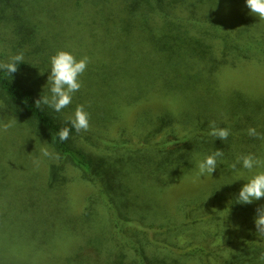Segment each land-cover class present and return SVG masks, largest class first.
I'll use <instances>...</instances> for the list:
<instances>
[{
    "label": "trees",
    "instance_id": "1",
    "mask_svg": "<svg viewBox=\"0 0 264 264\" xmlns=\"http://www.w3.org/2000/svg\"><path fill=\"white\" fill-rule=\"evenodd\" d=\"M252 1L0 0V264H264V104L224 74L264 61Z\"/></svg>",
    "mask_w": 264,
    "mask_h": 264
},
{
    "label": "rangeland",
    "instance_id": "2",
    "mask_svg": "<svg viewBox=\"0 0 264 264\" xmlns=\"http://www.w3.org/2000/svg\"><path fill=\"white\" fill-rule=\"evenodd\" d=\"M251 3H253L257 7L261 15L264 16V0H254ZM89 29H90V26L85 22L83 31L88 33ZM103 32L104 31L99 28L96 31V37L101 41V43H103V44L100 43L97 45L98 51L103 50L99 52L98 59H99V62L101 63V66L109 68L113 64L117 65L115 62V60H117L116 54L114 51H108L107 53H105L104 49L116 50L118 49L120 44H119V41L116 40L117 37H114L113 35H107V34L103 35ZM257 35L259 36L260 34L258 33ZM80 38L82 39V42H90L89 38H87V36L84 33L80 34ZM130 40L133 43L134 36H131ZM110 42H112L113 44H111ZM5 50H8V48H4L3 45L0 44V53H2L3 51L5 52ZM129 50L131 53L134 54V43L129 46ZM75 51L79 52V50L77 49H75ZM119 60L121 61L122 59H119ZM126 69L127 71L134 70V61H132L131 63L129 62L126 66ZM224 69H225L224 74H226L227 77L233 79L234 81H236V83L241 81L246 86L247 90L253 96L261 99L260 102L264 104V98L262 97V88L264 86V61H259L258 59H246V58L240 57V59H237V58L234 59L232 63L228 61V64L226 67H224ZM21 78L26 81H29V79L26 77L22 76ZM120 124H121L120 122L115 123L114 121L113 123H110V122L107 123V125L106 124L97 125L96 123L91 124V125L90 124H87V125L81 124V125L82 126L84 125V127H93L97 132L92 133V134L100 135L101 137H98V138H100V140H103V141H106L109 138L112 139L113 141H114V138L115 139L121 138L122 140H127L123 137L129 136L128 134H130L132 130L130 129V127L126 128L125 130H122L120 128L121 127ZM20 136L21 134H19L18 132H15V137L20 138ZM130 140L134 143V136L133 137L130 136ZM30 154L31 153L28 152V157H30ZM0 155H1V152H0ZM263 159H264V156H263ZM1 172H3V170L0 167V173ZM2 179L3 177H0V181ZM12 180L16 187L21 186L24 183H27L25 182V179L22 178L20 175H13ZM79 187L83 188L82 186H79ZM85 190L86 188L82 189L81 191L84 192ZM24 199L25 198H22V200ZM0 217H1L0 226L5 229H8V228L10 229V227L8 226V222L6 221L7 218H6L5 210H2V211L0 210ZM10 220H12V214H10ZM4 247L6 248L5 245L3 246V249H5Z\"/></svg>",
    "mask_w": 264,
    "mask_h": 264
}]
</instances>
